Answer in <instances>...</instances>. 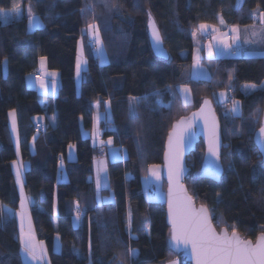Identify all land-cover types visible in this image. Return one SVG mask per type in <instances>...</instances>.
I'll use <instances>...</instances> for the list:
<instances>
[{"label":"trees","instance_id":"trees-1","mask_svg":"<svg viewBox=\"0 0 264 264\" xmlns=\"http://www.w3.org/2000/svg\"><path fill=\"white\" fill-rule=\"evenodd\" d=\"M14 4L31 6L42 27L28 31L24 17L0 24V209L14 211L19 202L11 170L16 156L7 120L8 112L15 110L19 157L27 163L23 191L31 199L34 236L43 242L49 264H89L90 259L92 264H164L167 260L188 264L168 248L164 203L144 195L142 178L148 167L161 165L172 122L196 109L202 98L211 100L219 119L223 173L217 183L199 178L203 155L199 141L186 158L188 193L195 204L211 211L216 230L235 227L251 241L264 231V166L252 142L264 105V57L202 59L211 77L187 80L195 28L200 24L248 26L255 12H264V0H241L239 6L236 0H0V9L10 10ZM86 8L93 10L82 12ZM149 14L162 37L166 60L155 57L150 49ZM88 23L100 29L105 64L95 58L86 31L82 33ZM79 38L86 67L76 93L74 62ZM40 57H45L48 70L58 72L55 96L40 95L25 85V76L35 73ZM180 83L191 91L189 105L178 99L175 86ZM245 85L255 90L248 92ZM226 89L230 100L240 105L235 117L225 114L224 107L211 97ZM130 97L136 98L135 117L129 114ZM104 101L111 128L100 121L101 139L112 138L124 157L107 161L108 187L99 194L103 197L110 191L113 199L98 203L88 178L93 159L102 153L81 135L80 125L89 131L92 104L97 102L101 110ZM36 116L43 121L34 122ZM37 124L40 129H34ZM69 145L74 146L73 161L66 159ZM59 166L66 176L61 182L56 180ZM161 186L164 190L162 180ZM77 203L81 216L73 226ZM55 236L58 251L53 249ZM129 248L135 250L131 257ZM19 251L16 220L3 210L0 264H24Z\"/></svg>","mask_w":264,"mask_h":264},{"label":"snow or ice","instance_id":"snow-or-ice-1","mask_svg":"<svg viewBox=\"0 0 264 264\" xmlns=\"http://www.w3.org/2000/svg\"><path fill=\"white\" fill-rule=\"evenodd\" d=\"M107 6V5H106ZM93 10L91 8L82 9L84 11ZM14 15H9L3 9H0V22L11 23L15 19H19L22 15L19 10V6L13 5ZM260 23L264 24V12H260ZM29 30L39 25V21L34 17L31 6L28 9ZM223 23V19L220 20ZM42 27V25H39ZM149 27L152 30L153 47L157 54L164 55L161 47L162 37L159 31L156 29L151 15L149 14ZM210 27L206 24H200L199 29L203 33ZM86 31L90 45L94 47L95 52L101 56L102 62H104L103 47L101 40V33L99 27L95 23H88ZM213 31H218L213 28ZM238 31L237 26H232V32L236 34ZM261 36L264 37V29H261ZM193 37L196 36V31L192 33ZM223 35V33H221ZM255 36L256 33L254 32ZM239 39L238 35L232 36L231 44L224 43L223 48L217 46L218 54H222L225 50L230 49L232 45H235ZM83 46L78 44L77 55V76H80L81 67L84 61L81 58ZM209 56L213 54V45L208 46ZM235 54V53H233ZM194 68H199V58L194 56L193 58ZM41 69L43 70L45 64V57H40ZM50 75L55 78L56 73L52 72ZM196 75V73H194ZM232 76L229 75V80ZM41 88H45L44 82H40ZM55 89V82L53 81V90ZM255 90V86L252 87ZM181 91L185 94L188 92L186 86L181 85ZM224 96V93H221ZM135 97L129 98V114L131 117H135L136 108L133 104ZM185 103L188 102V96H184ZM108 102L105 101V104ZM208 107V113H205V107ZM229 113L235 117L240 113V105L238 101H233L232 106L229 109ZM200 116L204 120L206 129V137L208 140V152L212 157H215L217 161L220 159L219 149L221 147L218 133V126L215 123V117L211 114L210 101L205 100L199 113H194L191 118H181L178 122L174 123L172 130L168 134V145L165 152V161L168 169V181L169 189L167 194L168 202V219L171 224V241L173 247L179 251L183 246L185 254L190 255L194 264H264V231L257 236L255 242L247 240L241 237L235 227L229 232L226 228H221L218 232L212 224L211 211L204 205L199 208H195L192 203V197L187 194V190L182 185L181 181L184 178L185 169L183 167V155L185 148L190 145L191 141L197 134L199 124L196 121V117ZM9 116L12 119V130L16 131V115L15 110L9 112ZM211 116V121L209 120ZM111 139H109V144ZM257 144L260 146V150L264 153V124L259 128L257 134ZM73 145H69V148H73ZM14 164L16 162H13ZM159 166H150L149 171L152 175H155L159 179L158 169ZM23 165H19L16 168V181L20 185L21 194V211L16 215L20 217V235L19 242L21 245V252L23 254L22 259L27 264L28 261L33 264H43L44 257L46 256V250L43 247L42 241H36L34 232L31 226V219L27 216V208L30 202L29 198L24 195L23 180L21 178V169ZM223 169L219 163H215L211 170L210 175L215 178H219ZM102 173L104 175H102ZM101 187L107 188L108 181L106 176V168L104 162L100 161L97 166L96 188H97V202H101L105 198L99 196V190ZM111 199V197L107 198ZM77 222L80 219L81 211L80 205L77 203ZM3 210L0 209V212ZM131 212H129V228ZM27 220V227H25V221ZM59 245L57 244V250ZM89 250L91 253V241L89 243ZM135 254V250L129 248L128 256L131 257ZM89 264H92L91 259ZM170 264H177L176 261H171Z\"/></svg>","mask_w":264,"mask_h":264},{"label":"rangeland","instance_id":"rangeland-1","mask_svg":"<svg viewBox=\"0 0 264 264\" xmlns=\"http://www.w3.org/2000/svg\"><path fill=\"white\" fill-rule=\"evenodd\" d=\"M240 3H241V0H236V4L235 5L236 6H239ZM28 9H29L28 6H24V7L19 6V10L22 13V15H21L20 18L24 17L26 19V28H27L28 31H32V30L40 27L39 25H42V22H41V20H40V18L38 16H35L34 15V17L39 21V25H37V26L33 27L31 30H29ZM4 11L6 13H8L9 15H14L13 8L10 9V10H4ZM254 16H255V13H254ZM254 16H253V19H254ZM15 20H18V19H15ZM0 24H4V23L0 22ZM84 32L85 31H82V33H84ZM209 37H210V34L209 33H206L205 36H204V39L206 40ZM81 41L82 40L79 38L78 39V42H77V45H76V55H75V62H74V82L76 84V93H78V85H79V82H80L81 77H82V72L85 70V67H86L85 59L83 57V54L81 53V58L84 61V63L82 64L81 73H80V76L78 77L77 76V68H76L77 55H78L77 49H78V44H82ZM93 51H94V56L96 55L98 57L99 63L100 64H105L106 63V55L104 53V50H103L104 62H102L101 56L98 55L95 52V50H93ZM232 53H235V54H232L231 57H240L242 55V52L241 51L238 52V48H234L233 51H232ZM5 63L6 62L4 60L3 63H2L3 73H5ZM202 66H204V65L202 64ZM204 68L206 70H209L210 73L212 74V71L209 68H207L206 66H204ZM190 70H191V67H190ZM52 72H55L56 73L55 78H53L50 75V73H52ZM190 75L191 74H190V71H189L188 76H187L188 77L187 80H190ZM57 78H58V72L57 71H53V70H48L46 68V64H44L43 70L41 69L40 58H38V60H37V67H36L35 73L33 72V73L28 74L26 76V78H25V80H26L25 85H26L27 88H31V89L33 87H35L36 90H38V93L40 95L41 94H43V95H45V94H52V96H55L56 93H57V89H56V93H55V91H53V81L55 82V85L58 86L57 85V83H58ZM41 80L44 82V84L46 86L45 88H41V86H40ZM191 81H193V80H191ZM181 85L186 86L187 89H188V93H189L188 102L187 103H184V99H181L179 97L178 92H177L178 99H179V101H180V103L182 105H185L186 106V105H189L191 103V101H192L191 91H190L189 87L185 83L177 84L175 86L176 91H177V88L180 87ZM244 90H247L248 92L253 91L252 90V86H250V85H245ZM221 93H224V96L223 97L221 96ZM229 94H230L229 90L226 89V90L214 92L211 95V97H212V99H213L214 102H216L217 104L222 105L224 107V110L223 111H224L225 114H230L229 113V109H230V107L232 106V103H233V101L230 100ZM9 112L7 114L8 130H9L10 138H11L12 145H13V149H14L15 156H16V158L14 159V161L11 162V170H12V173H13V177H14L16 189H17V192H18L19 202H18V206H17V209L16 210L12 211V210H10V209H8L6 207H4L3 210H4V213L7 216H13L15 218V220H16V229H17V238H18V241H19L20 223H21V221H20V217L17 216L16 213L19 212V211H21V194H20L21 190H20V185H18L17 184V181H16V168H17V166H19L21 164L23 165V168L21 169V178L23 180V172L26 170L27 164L25 162H23L20 159V157H19L18 141H17V131L13 132V130H12V119L9 116ZM92 118H93L92 128L88 131V130H84L82 128V126L80 125V131H81V135L83 137L90 138L91 144L93 146H97L98 149L100 150V152L102 153L100 155V157H97V158L93 159V161H92V175L90 177L92 178V180L94 181V184L96 186V177H97V166H98V163L100 161H103L104 162V166L106 168V176H107V161H117V160H121L124 157V152L122 150H120L119 147H117V146H115L113 144L112 138L108 137V138H105V139H100V135H101V131L102 130L100 129L99 122H100V120H104V119H105V121H109V112H108L107 107L105 106V109L102 112V114L101 113H97V112L94 113ZM33 121L34 122H36V121L42 122L43 119L40 116H36V117H34ZM48 121H49V124L53 125V123H54L53 116L48 117ZM109 139H111V143L110 144H109ZM68 149H70L69 146L67 148V156L66 157H67L68 161H73L75 155H73L72 159H69L71 157L68 156ZM70 151H72L74 153V147L71 148ZM13 162H16V163L14 164ZM149 169H150V167L147 168L146 174L142 178V186H143L144 193H146L147 194L146 197L148 199H151V200H154L153 198H155L154 197L155 194L159 193V194L162 195V200H161V202H162V201H164V190L162 189V186H161V174H160V169L161 168L159 166V168L155 170V171H158L159 179H157V177L155 175H152V173L149 171ZM63 173H64L63 168L61 166H59L58 172H57V180H58V182H61L60 177H61V174H63ZM102 175H104V174L102 173ZM107 181H108V176H107ZM101 189H105V188L104 187H101ZM96 190H97V188H96ZM24 195H25V193H24ZM99 196H100V194H99ZM26 197H28V196H26ZM109 197H111V199H107ZM101 198H105L101 202H111L112 199H113V196H112V193L110 191H108L107 194L104 195L103 197L101 196ZM27 216L30 217V214H29V204H28V208H27ZM76 221H77L76 220V216H74L72 218V224H73V226H76L77 225L76 224ZM216 224L218 225V223H216ZM31 226H32V223H31ZM25 227H27V220L25 221ZM32 229H33V226H32ZM33 232H34V230H33ZM19 244H20V242H19ZM57 244L59 245V241H58V237L55 236L54 237V242H53V249L55 251H58L59 250V249L57 250ZM43 247H44V245H43ZM44 249H45V247H44ZM19 254H20L21 261L25 264V261L22 259L23 254L21 252V245H20ZM171 261H174V260H167L164 264H170ZM27 264H33V262L28 261ZM43 264H49L48 263V260H47V252H46V256L44 257Z\"/></svg>","mask_w":264,"mask_h":264},{"label":"crops","instance_id":"crops-1","mask_svg":"<svg viewBox=\"0 0 264 264\" xmlns=\"http://www.w3.org/2000/svg\"><path fill=\"white\" fill-rule=\"evenodd\" d=\"M260 19H261L260 15L257 12H255V16H254L252 23L248 26H245V27L237 26L238 31L236 34H234L232 32V26H213V25L206 24V25H209L210 27H208L207 30L202 33L200 31L199 25H198L194 30V31H196L195 38L192 35L193 49H192V64L190 66L191 67L190 80H193V81L208 80L211 76V73L209 70H206L204 68V66H202L200 61L202 59H216V58H222V57H231V55L233 54L232 51L234 48H238V52L241 51L242 52L241 56H243V57H264V37H262L260 34L261 29H264V24L260 23ZM213 28L217 29L218 31H213ZM254 32L256 33L255 36L253 35ZM206 33H209L210 37L205 40L204 36ZM221 33H223V35H221ZM233 35L239 36V39L237 40L236 44L232 45V47L230 49L225 50L222 54H218L217 46H219V48L222 49L224 43L231 44ZM210 44L213 45V49H212L213 54L211 56H209V49H208V46ZM194 56L199 58V68H194V62H193ZM194 73H196V75H194ZM26 76H25V78H26ZM24 81L26 83L25 79H24ZM57 81H58V78H57ZM74 84H75V82H74ZM57 85H58V83H57ZM75 88H76V84H75ZM32 89H34L38 93V90H36L35 87H33ZM56 89H58V86H56L55 89L53 90V91H55V93H56ZM177 92H178L179 97L181 99H184L185 95L189 96L188 92L185 94L184 92L181 91V86L177 88ZM41 95H43V94H41ZM45 95L52 96V94H45ZM184 103H185V100H184ZM105 106L107 107V109L109 108L108 104H105V101H104V103H102V105H101V110H100V108L98 109L97 102H94L92 104L93 114L96 112L102 114V112L105 109ZM108 112H109V109H108ZM100 121L107 122L104 126L108 129L111 128V126L109 125L110 113H109V121H105V119L100 120ZM36 122L40 123V121H36ZM92 124H93V118H92ZM99 126L101 129L100 122H99ZM91 128H92V126H91ZM100 139H101V135H100ZM32 149H33L32 144H30V150H32ZM69 151H70V149H68V156L71 157L69 159H72L73 155H75V154L72 151H70V152ZM66 156H67V151H66ZM74 158H75V156H74ZM66 159H67V157H66ZM60 179H61V181L66 179L65 173L61 174ZM56 180H57V177H56ZM57 182H58V180H57ZM88 182H91L93 185V188L95 191V199H96L97 190L95 188L96 186L94 184V181L92 180L91 177H89ZM142 189H143V186H142ZM100 190H102V189H100ZM143 192H144V190H143ZM144 195L146 196L147 194L144 193ZM154 197H155V198H153L154 200H157V201L162 200V195L159 193L155 194ZM29 200H30V202H29V206H30L31 199L29 198ZM76 224H77V221H76Z\"/></svg>","mask_w":264,"mask_h":264},{"label":"water","instance_id":"water-1","mask_svg":"<svg viewBox=\"0 0 264 264\" xmlns=\"http://www.w3.org/2000/svg\"><path fill=\"white\" fill-rule=\"evenodd\" d=\"M153 21V20H152ZM146 29H147V36H148V42H149V46H150V49L153 53V55L159 59H163V60H166L167 59V54L161 44V47L163 49V52H164V55H159L157 54L156 50L154 49L153 47V41H152V30L151 28L149 27V16H147V22H146ZM157 29V28H156ZM205 100H208L210 101V110H211V114L214 115L215 117V123L216 125L218 126V133H219V140H220V145L222 147V139H221V128H220V123H219V119H218V116L216 114V111H215V108L211 102V100L209 98H202L197 106L196 109L188 112L186 115H183L179 118H177L175 121L172 122L171 126H170V129L167 131L166 133V136H165V139H164V144H163V153H162V158H161V165H160V174H161V180L163 181L164 185H165V188H164V220H165V224L168 228V234H167V239H166V244L168 246V248L173 251L174 253L180 255V257L186 261L188 264H194V261L191 259L190 255H186L185 254V251H184V248L183 246H181L180 250L177 251L172 245H173V242L171 241V224L169 223V219H168V202H167V194H168V189H169V181H168V169H167V166H166V161H165V152L167 150V145H168V134L169 132L172 130V126L174 123L178 122L182 117L183 118H191L193 116L194 113H199L200 112V109L202 107V105H204V101ZM205 113H208V107L206 106L205 107ZM209 120L211 121V116H209ZM196 121L197 123L199 124V129L197 131V134L196 136L194 137V139L191 141L190 145H188L186 148H185V151H184V155H183V167L185 169V173H184V178L182 179L181 183L182 185L184 186V188L187 190L185 184H184V179L185 177L187 176L188 172H189V167L186 165V158L195 151V146L196 144L201 141L202 142V145H203V155H202V159H201V162H200V166H199V170H198V176L199 178L201 179H205V180H210L212 182H215L217 183L219 180H220V177L222 176V173L220 175V177L217 179L215 178L214 176L210 175V170L212 168V166L215 164V163H219V165L221 166L222 168V165H221V161L219 159V161L216 160L215 157H212L209 152H208V140H207V137H206V129H205V125H204V120L198 115L196 117ZM264 124V105L262 107V110H261V114H260V118H259V123H258V126L257 128L253 131V134H252V142L257 150V152L259 153L260 157H261V161H262V164L264 166V153L261 152L260 150V146L257 144V134L259 132V128L261 127V125ZM221 147L219 149V154L221 152ZM223 169V168H222ZM187 194L189 196H191L189 193H188V190H187ZM192 203L194 205L195 208H199L201 205L200 204H195L193 198H192ZM214 227V225H213ZM215 228V227H214ZM221 228H224V227H220L217 231L219 232ZM216 229V228H215ZM231 232V231H229ZM260 234V233H259ZM257 234L255 239L253 240V242H255L257 236L259 235ZM247 240H250V239H247Z\"/></svg>","mask_w":264,"mask_h":264},{"label":"built area","instance_id":"built-area-1","mask_svg":"<svg viewBox=\"0 0 264 264\" xmlns=\"http://www.w3.org/2000/svg\"><path fill=\"white\" fill-rule=\"evenodd\" d=\"M89 45H90V42H89ZM91 46V45H90ZM93 49H94V47L93 46H91ZM95 58H98L96 55H95ZM34 129H40V125L39 124H37V125H35L34 126ZM37 131V130H36Z\"/></svg>","mask_w":264,"mask_h":264}]
</instances>
